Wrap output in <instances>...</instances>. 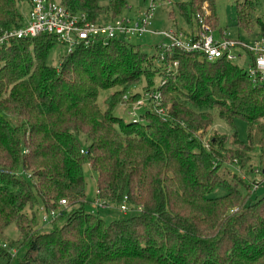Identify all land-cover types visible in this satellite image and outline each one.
Segmentation results:
<instances>
[{"label":"trees","instance_id":"obj_1","mask_svg":"<svg viewBox=\"0 0 264 264\" xmlns=\"http://www.w3.org/2000/svg\"><path fill=\"white\" fill-rule=\"evenodd\" d=\"M20 1L0 0V34L23 25ZM107 1L59 2L91 21L102 8L119 15L127 7ZM235 6L238 28L264 35L255 16L260 0ZM168 18L192 35L201 22L218 25L215 0L176 3ZM57 44L44 33L0 46V237L12 224L19 232L16 242L0 241V264H264V195L252 200L245 180L226 181L220 162L264 180V81L225 58L209 62L175 49L161 70L170 80L156 87L153 56L127 39L79 46L53 67L47 59ZM142 78L148 93L159 91L166 113L119 118L116 106ZM117 86L100 108V91ZM215 110L230 122L245 120L248 142L234 132L229 149L225 137L204 145L200 132ZM86 163L99 197L114 206L126 197L133 212L106 224L86 208ZM217 188L225 194L212 197ZM62 199L64 214L44 228L41 210Z\"/></svg>","mask_w":264,"mask_h":264},{"label":"built area","instance_id":"obj_2","mask_svg":"<svg viewBox=\"0 0 264 264\" xmlns=\"http://www.w3.org/2000/svg\"><path fill=\"white\" fill-rule=\"evenodd\" d=\"M148 1L144 17L139 19L117 16L109 20L101 21L100 18H96V20L91 21L86 12L73 11L58 0H29V11L23 25L1 33L0 46L9 44L13 39H30L48 33L54 35L58 44L64 48V54H69L79 46H89L95 43L108 44L109 41L118 38L130 40L142 38L145 35L160 36L163 42L158 48L162 61H164L167 53H171L175 49L203 54L209 62L222 58L235 62L237 59L242 60L248 56L250 61L248 69L245 70L247 75L255 83L264 81V35H255L250 42H246L240 38L224 37L225 33L221 31V39H216L215 30L202 22L200 32L195 35L177 27L158 30L153 26L154 16L156 9L163 4V0ZM176 66L177 62L175 61L168 66V70L170 71ZM146 102L158 108L156 109L158 114L164 115L166 113V109L162 107L159 91H154L146 94L145 99L137 100L134 103L133 113H129V115L140 120L134 112ZM206 146L209 147L207 144ZM96 195L97 198L92 204L93 207L106 209L111 206L110 203L99 197V192L96 191ZM66 208L67 201L64 199L59 202L56 208H43L41 210L42 223L51 224L64 214ZM119 210L124 215L133 212L127 204L126 197L119 205ZM6 246L4 245V247ZM10 252L12 254L17 253L15 248H11Z\"/></svg>","mask_w":264,"mask_h":264},{"label":"rangeland","instance_id":"obj_3","mask_svg":"<svg viewBox=\"0 0 264 264\" xmlns=\"http://www.w3.org/2000/svg\"><path fill=\"white\" fill-rule=\"evenodd\" d=\"M60 1V0H59ZM127 2V7L125 10H121V14L117 15L114 14L112 9H106L102 8L100 10V15L97 16V18H100L101 21L103 20H109L113 17L119 16L124 17L128 16L131 18L139 19L141 17H144V13L147 9L148 0H125ZM189 0H163V4L156 9L155 16H154V28L161 30L166 29L169 27L170 22L168 18L169 11L175 6L176 3L179 2H187ZM236 1L237 0H215L216 8H217V17H218V25L216 27L214 36L216 39H221L220 32L222 31L224 34V37L229 38H240L243 41L250 42L253 37L258 33V27H254L251 32H245L244 30H240L237 26L236 21ZM243 1V0H242ZM166 3V4H165ZM101 6H106L108 4L107 0H101ZM19 9L24 15V18H26V15L29 11V1L22 0L19 2ZM255 16L260 18L264 22V0H260V6L257 8L255 12ZM177 21L179 24H183V20L178 19ZM172 27H176L174 23L171 24ZM210 25V24H209ZM212 27V26H211ZM163 42L162 38L160 36H150L145 35L142 38H132L129 40V44L132 45H140L143 52L149 54L150 56H153L154 59H152V64L154 69L153 70H160L159 73H156L154 75V83L157 87L162 79H168L170 80V77L166 76L163 70L165 68L164 62L160 60V50L158 46L160 43ZM166 42V41H164ZM64 53V48L57 44L50 52L47 63L53 67H58L61 56ZM154 60V61H153ZM150 61V59H149ZM249 61L248 56H245L244 59L239 60L237 59L234 63H237L240 65L244 70H247L249 67ZM168 68V66H167ZM166 68V69H167ZM166 72H168L166 70ZM161 74V77L160 75ZM163 75V76H162ZM167 77V78H166ZM147 79L142 78L141 84L137 85L136 87L132 88L131 90L125 92L123 94V100L122 103L116 106L114 110V114L118 116L119 118H123L125 120L132 119V117L129 115V113H133L134 103H128V100L130 98L131 94L139 93L140 96H138V99H145V95L149 94L147 91ZM122 87H115L114 89H107V90H101L98 97V105L100 108L104 109L106 107L105 100L116 90H121ZM127 93V94H126ZM153 109L156 111V108L154 105L151 106V103L146 102L142 107H140L138 110H136L135 116L139 117L140 121L142 122V114L146 111ZM234 132L237 133V138L244 142H248V124L245 120L240 118H234L232 122H230L227 118L221 117L218 110H215L213 112V121L212 124L204 131L202 130L200 132V136L202 139V142L204 145H210V142L215 138H226V149H229L231 147V141L234 135ZM83 143H85L83 137H81ZM226 151V150H224ZM228 152V151H227ZM221 158V156H219ZM226 160V161H224ZM221 174L223 178H225L228 182H243L244 180L249 184V188L252 189V194L250 195V199L254 200L258 196L264 195V180H262V176L257 173L249 172L246 173L244 170H240L236 165L233 163H230L227 158H221ZM84 174L86 178V208L89 211H93L96 215H100L106 224L111 223L113 220L119 219L124 216L120 210L119 206H109L106 209H98L93 207V202L96 200V174L92 171L90 165L86 163L84 165ZM26 178H29V175H25ZM250 180V181H249ZM252 182V183H251ZM245 190V189H244ZM98 192V191H97ZM225 194L224 189L217 188L211 196H223ZM44 228H50V224H42ZM19 238V232L17 231L14 224L8 226L5 229L4 234L0 237V241L4 242H16Z\"/></svg>","mask_w":264,"mask_h":264},{"label":"crops","instance_id":"obj_4","mask_svg":"<svg viewBox=\"0 0 264 264\" xmlns=\"http://www.w3.org/2000/svg\"><path fill=\"white\" fill-rule=\"evenodd\" d=\"M169 22H170V25H169V27H172V25H171V24H172V23H174V22H173L172 20H170V19H169ZM169 27H168V28H169Z\"/></svg>","mask_w":264,"mask_h":264}]
</instances>
